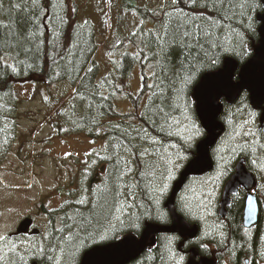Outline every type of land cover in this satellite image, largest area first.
<instances>
[{
	"label": "trees",
	"instance_id": "obj_1",
	"mask_svg": "<svg viewBox=\"0 0 264 264\" xmlns=\"http://www.w3.org/2000/svg\"><path fill=\"white\" fill-rule=\"evenodd\" d=\"M80 1L0 0V25L7 26L0 27V57L5 64L18 63L16 74H6L4 69L0 68V127L13 119L11 116H14L18 106L16 90L19 86L42 83L47 90L62 87L65 100L59 99L55 104L57 108L50 122L54 132L62 136L76 130L93 141L103 140L107 149L106 160L102 161L101 184L94 189V192L90 191L89 202L81 206H69L57 215L50 214L46 237L40 235L31 238L33 242L31 249L41 246L47 250L48 256H59L61 253L58 249H62L61 259L67 255L65 251H68L71 254L65 259L68 258L71 262L75 260L74 264H79L82 254L92 245L114 242L130 233L138 237L148 223L169 224L165 208L167 197L158 203L153 202L143 176L141 177L143 167L141 158L136 156L135 159L136 168L140 172L139 175L136 174L137 179L133 178L132 170V173L123 175L126 164L121 156L131 150L128 139H131L135 130L143 128L142 134L150 137H138L136 141L141 147L148 148L149 146L145 145H149L154 138L159 141L153 144L154 149L161 147L167 150L174 149L175 152L179 151L186 157L181 161L179 169L188 160L190 161L195 156L197 141L205 137L196 118L195 103L191 95L193 89L204 74L219 70L224 59L232 58L239 66H242L252 57L253 49L259 40L257 16L264 13V8H258L252 13L254 29H247L241 27L243 18L239 15L242 10L240 5L244 0H169L168 6L163 9L164 16L159 19L157 15L149 13L146 8L135 9V6L129 2L128 9H132L143 22L150 23L153 27L146 31L147 33L141 30L132 34L130 38L125 36L121 38L118 48L126 46L129 42L131 46H134L135 51L125 52L118 63H114L112 67L108 65L110 73L102 75L101 67L94 59L97 46L93 27L89 22L81 24L77 21ZM232 30L243 37V46L230 48L227 52L214 49L218 52L217 63L203 67L180 92V85L174 83V72L178 71L176 66L183 63L187 55L185 43L192 46L194 56L202 55L200 46L203 45L205 48L208 46L204 32L212 31L217 36H222L224 33H231ZM185 33L189 35L185 36ZM233 39L236 37L233 36ZM135 67L141 72L147 67L152 71V76L149 80L144 76L142 89L136 97H133L123 88L128 87ZM185 67H187L186 64ZM148 81L152 82L151 87H148ZM123 95L131 101L135 110L144 109L139 114L133 113L127 116L129 120L125 121L121 128H114L116 132H113L111 127L101 130L100 122L103 118L107 120L117 118L115 101ZM143 99H146V103L142 106ZM185 102L188 104L187 109L184 108ZM181 111L188 113L191 124L194 125L195 130H198V132L194 131L190 141L183 138L181 133L167 135L160 131L159 125L163 124L165 119L169 122L182 120L185 124L184 117L179 118ZM245 112L253 113L245 93L233 105H227L223 101L219 120L224 126V133L217 145L211 149L212 160H218V155L221 153L216 152L228 144L230 123L232 126L240 118H246ZM253 114H255L254 119L252 118L253 122H256V116L259 113ZM66 123L74 125L70 131L65 126ZM10 127L14 128L12 125ZM173 132L175 133V129ZM262 133L264 128L259 135ZM13 138L14 134L10 136L11 141ZM112 140H119L117 141L120 142L119 148H115ZM173 145L175 147H172ZM230 158L235 162L228 165L225 178H230L236 163L241 159H244L247 170L253 171L250 167L251 158L247 154L239 152L231 155ZM190 180L193 179H189L187 183ZM179 196L175 201V209L188 223L196 224L201 231L196 221L192 223L191 218L184 211L182 213ZM257 200L259 220L254 228L242 227L244 206L242 191L231 198L225 219L221 221L216 215L217 220L222 222L221 227H226L225 229L229 225L232 227L229 237L234 248L230 254L225 251L228 246L223 247L222 243L211 240L205 241V244L200 243L201 232L193 241L186 242L177 235L164 234L158 235L155 245L146 248L143 254L130 264H173L170 259V248L177 258L184 257L183 264L187 263L186 253L191 247H196L201 255L209 257L210 253L201 244L216 247L215 250L212 247L214 264H244L250 259V264H264L258 256L253 257L258 252L260 240L264 239V201L260 197ZM117 209H125V211L118 212ZM124 212L126 215L122 220L123 224H120L116 217ZM100 235H106V238L102 240ZM91 236H95V239L89 238ZM18 239L16 238L15 241ZM75 243L80 247H74ZM26 249L20 250V254L24 255ZM34 262L53 264V261L44 255H36L34 251H29L25 261H14L13 264Z\"/></svg>",
	"mask_w": 264,
	"mask_h": 264
},
{
	"label": "rangeland",
	"instance_id": "obj_2",
	"mask_svg": "<svg viewBox=\"0 0 264 264\" xmlns=\"http://www.w3.org/2000/svg\"><path fill=\"white\" fill-rule=\"evenodd\" d=\"M129 2L135 6V9L146 8L149 13L157 15L159 19L164 16L163 9L168 6L169 0H81L79 2L77 21L81 24L89 22L93 27L97 46L94 59L99 63L102 75H108L110 73L109 66L112 67L114 63H118L125 52L135 51L134 46H131L129 42L126 43V46L118 48L121 38L124 36L130 38L132 34L141 30L147 33L146 31L153 27L150 23L143 22L132 9H128ZM144 76L148 77L149 80L152 71L146 67L141 72L139 68L135 67L132 70L128 87L123 85L124 91L136 97L142 89ZM151 86L152 82L148 81V87ZM16 92L18 106L14 116H11L13 119L8 120L5 126L0 127V132L2 129L0 134V235L9 237L11 233L15 232L20 221L31 218L34 225L41 231V237H46L50 214L57 215L58 212L69 208V206H81L89 202L91 199L90 191L97 189L101 184L99 182V184L90 187V183L94 179L93 174L99 170L108 153L103 140L93 141L76 130L62 136H58L54 132L50 122L57 108L55 104L59 99L65 100L62 95V87L47 90L42 83H31L19 86ZM145 101L146 99L141 101L142 106L146 103ZM115 103L117 118L111 120L103 118L100 122L101 130L111 127L112 131L116 132L114 128H121L124 122L129 120L126 118L127 116L133 113L139 114L144 109L138 108L135 110L131 101L124 95L120 96ZM250 109L252 108L250 107ZM253 113L245 112L246 115L244 116L246 118H240L232 126L230 123L228 144L216 152L221 154L218 155V160H212L213 170L209 174L190 180L185 186L186 188L184 187L180 193L179 206L182 213L184 211L191 218L192 223L196 221L200 227L202 226V231H199L202 232L199 238L200 243L203 237L206 241L213 235L221 236L222 234L220 233L221 229H219L221 222L217 220L216 215L223 187L228 179L225 178V175L216 185V196L211 214L207 216H205L202 208L198 206V201L202 198V182L211 180L216 175L218 167L225 160L228 161L226 167L235 162L230 160V157L233 155L232 149L238 143H243V140L236 133L239 131V126L245 121L249 122L247 127L256 132L257 138L264 143V139L259 135L264 128L263 126L260 129L258 120L261 113L257 112L259 115L256 116V122H253V117H255ZM182 116L181 111L179 118H182ZM187 123L188 121L185 122V124ZM10 125L14 128H11ZM65 126L70 131L74 125L66 123ZM135 131L131 139H128L131 148H127L131 150L126 151L124 154L122 152L121 157H123L122 159L126 164L123 175L132 173V170L133 178L137 179L136 173L138 172L137 175H139L140 172L136 168L135 159L136 156L140 157L143 166L141 177L143 176L144 183L151 193L152 185L159 182L158 178L163 170V160L157 155L159 149H154L155 146L152 143L145 145L146 147L149 146L148 148L137 144L136 140L139 136L150 137L142 134L143 128ZM180 133L183 138L188 135L184 131ZM13 134L14 138L11 141L10 136ZM117 141L113 142L115 148H119L118 143L120 142ZM168 151L175 152L174 149ZM242 153L247 154L251 161L257 157H261L264 161V149H260L258 145L255 151L249 148L248 151ZM251 161L250 167L253 171L248 170V172L254 175L258 183L257 188L252 193L257 199L260 197L264 201V172L259 171ZM185 165L180 169L178 168L179 170H176L174 178L168 181V190L159 197V202L164 200L166 196L168 197L172 184ZM123 182L126 183V181ZM185 205H190V208ZM125 209L122 210L125 211ZM125 215L124 212V214L121 213L117 216L120 220H123ZM213 227L218 228L213 229ZM15 239L12 238L11 242L17 244L18 251L33 247L31 238L21 237L18 241H15ZM262 241L263 239L260 240L258 252L253 257L258 256L259 259L264 261V243L262 244ZM201 245L211 254L209 258H214V250H212L211 245ZM74 247L78 248L80 245L75 243ZM58 252L61 253V255L56 256L58 257V264H74L75 260L71 262L70 259H65L66 256L71 254L70 252L65 251L67 255L63 256L62 259V249H58ZM51 261H53V264H57L56 260Z\"/></svg>",
	"mask_w": 264,
	"mask_h": 264
},
{
	"label": "water",
	"instance_id": "obj_3",
	"mask_svg": "<svg viewBox=\"0 0 264 264\" xmlns=\"http://www.w3.org/2000/svg\"><path fill=\"white\" fill-rule=\"evenodd\" d=\"M257 21L260 24L259 40L253 49L252 57L241 67L232 58L224 59L222 67L216 72L204 74L192 91L196 118L205 137L196 144L195 156L185 165L171 187L165 202L170 224L148 223L138 237L128 234L116 242L92 247L83 253L79 264H130L138 259L146 248L155 245L158 235H178L183 240H194L197 237L199 227L189 224L179 215L174 204L178 193L190 177L202 176L213 170L210 151L224 133V126L219 121L223 110L222 101L227 105H233L243 93H246L252 110L261 113L260 129L264 126V13L257 16ZM235 74H237L236 80ZM216 92L223 93L219 101L215 99ZM256 186L254 175L247 171L244 159L240 160L233 175L223 187L219 203L220 217L225 218L230 197L236 195L239 189H243L245 192L242 212L243 227L245 229L254 228L259 220L257 198L252 193ZM249 198L253 201L251 212L249 211ZM31 225V219H24L18 225L14 236L38 235L39 232L36 229L29 233ZM188 254L187 264H214V261L207 257L197 260L198 250L196 248H191Z\"/></svg>",
	"mask_w": 264,
	"mask_h": 264
},
{
	"label": "snow or ice",
	"instance_id": "obj_4",
	"mask_svg": "<svg viewBox=\"0 0 264 264\" xmlns=\"http://www.w3.org/2000/svg\"><path fill=\"white\" fill-rule=\"evenodd\" d=\"M34 2V0H32ZM19 6V5H17ZM242 9L239 12V15L243 18L241 27H246L247 29H254V13L258 8H264V0H244L240 5ZM0 27H7L6 25H0ZM188 33H185V36H188ZM204 36L207 39L208 46L205 48L201 45L202 55L194 56V49L190 44L185 43V48L188 50L187 55L184 57V62L178 64L176 67L178 71L174 72V83L179 84V91L182 92L183 88L186 87L200 72V70L207 65H215L217 63L218 52L214 49H221L227 52L230 48L235 49L237 46H243V37L239 36V33H235L232 30L231 33H224L222 36H217L215 32L206 31ZM233 36L236 39H233ZM185 64L187 67H185ZM0 68L4 69L5 73L16 74L18 70V63L5 64L3 58L0 57ZM223 95L221 92L215 93V99L219 101L220 96ZM184 108H188L187 102L184 104ZM163 109H161L162 111ZM184 121H189V123L184 124L183 121L176 120L174 122H169L167 119L164 120V123L159 125L160 131L166 133L167 135H179L181 131L187 132L188 135L185 137L186 140L190 141L192 135L198 130H195L194 125L190 122V117L187 112L183 113ZM155 124V120L152 121ZM249 122L245 121L239 126V131L236 133L237 136L243 140V143H238L235 148L232 149V154L235 155L237 152H246L249 148L254 151L257 148V145L260 149H264V143L261 142V139L257 138V133L252 129L247 127ZM183 124V127L181 125ZM175 129V133L173 132ZM261 138L264 139V133L261 134ZM152 144H157L159 141L156 139H151ZM172 147H175L174 145ZM157 155L160 159L163 160V170L159 175V182L154 183L151 189V195L154 203L159 202V197L162 196L168 189V181L172 180L175 176L176 170L180 167L181 161L186 159V157L179 151L174 153L169 152L166 148L161 147ZM223 159V157H222ZM253 165L257 166L259 171L264 172V161L261 157H257L252 161ZM228 161L225 160L223 164L218 167L216 175L211 178L209 181L202 182L203 188L201 190V199L198 201V206L202 208L205 216L211 214L213 201L216 196V185L220 182L221 178L227 173ZM156 178L154 177V180ZM249 211L251 212V205L253 203L252 199L249 198ZM190 208V205H186ZM116 211L122 212V209H117ZM120 224H123V221L119 219V216L116 217ZM95 239V236L89 237ZM105 235H100V239H105ZM29 251H34L36 255H44L47 259L56 260L58 264V257L48 256L47 250L41 246H37L35 249H26L25 254L21 255L18 251V246L16 243L11 242L10 237L0 235V264H13L14 261L23 262L25 257L29 254ZM171 255L170 259L173 261V264H183L184 257L180 256L177 258L176 254L169 249Z\"/></svg>",
	"mask_w": 264,
	"mask_h": 264
},
{
	"label": "bare ground",
	"instance_id": "obj_5",
	"mask_svg": "<svg viewBox=\"0 0 264 264\" xmlns=\"http://www.w3.org/2000/svg\"><path fill=\"white\" fill-rule=\"evenodd\" d=\"M169 19V18H168ZM234 60V59H233ZM239 67H241V66H239ZM192 95V94H191ZM76 115V114H75ZM75 119V118H74ZM82 119V118H81ZM75 126H76V123H75ZM86 129V128H85ZM134 150V149H133ZM142 150V149H141ZM134 157V156H133ZM188 162V161H187ZM101 164H103V163H101ZM157 171V170H156ZM155 172V171H154ZM153 172V173H154ZM157 173V172H156ZM137 174V173H136ZM153 175V174H152ZM155 175V174H154ZM111 177V176H110ZM114 180V179H113ZM138 180H140V179H138ZM116 181V180H115ZM114 181V182H115ZM257 181V180H256ZM100 183H101V181H100ZM200 183V182H199ZM117 184V183H116ZM139 184V183H138ZM258 184V183H257ZM173 185V184H172ZM201 186V185H200ZM257 188V187H256ZM89 190V189H88ZM129 190V189H128ZM168 190V189H167ZM255 190V189H254ZM93 192H94V190H93ZM253 192V191H252ZM84 193V192H83ZM96 193V192H95ZM93 195H94V193H93ZM97 195V194H96ZM167 197V196H166ZM95 199V198H94ZM218 207H219V205H218ZM153 210V209H152ZM243 211V210H242ZM217 217H218V219H221V221H222V219L223 218H221L220 217V215H219V208H218V213H217ZM63 218V217H62ZM209 221V220H208ZM224 221V220H223ZM69 222V221H68ZM214 222H215V220H214ZM227 222V221H226ZM222 223V222H221ZM241 223H242V227H243V218H242V221H241ZM60 224V223H59ZM71 224H72V222H71ZM200 224H201V222H200ZM206 224V223H205ZM217 224V223H216ZM207 225V224H206ZM123 228V227H122ZM218 227H213V229H217ZM226 227H219V229H221V232L220 233H222L221 234V236L220 235H217V236H212V237H210V235H209V241L211 240V241H216V242H218V243H222L223 244V247L225 246H228V248H227V250H225L228 254H230L231 253V250H232V248H234V244L232 243V240L230 239V235H229V232L231 233V229H232V227L229 225V227L227 228V230H228V234L226 233L227 231H226V229H225ZM229 228H231L230 230H229ZM238 228V227H237ZM244 228V227H243ZM73 229V228H72ZM201 229H202V226H201ZM235 229V228H234ZM50 231H51V229H50ZM202 231V230H201ZM204 231V230H203ZM219 231V230H218ZM202 233V232H201ZM207 233V232H206ZM205 234V233H204ZM209 234H210V232H209ZM70 235V234H69ZM238 235V234H237ZM207 237V236H206ZM214 239V240H213ZM202 241H201V243H203L204 242V244L206 243L205 242V239H204V237L201 239ZM51 241V240H50ZM102 241V240H101ZM207 241V240H206ZM98 243V242H97ZM209 243V242H208ZM211 243V242H210ZM264 243V239H263V241H262V244ZM44 244V243H43ZM212 244V243H211ZM214 244V243H213ZM212 244V245H213ZM215 245V244H214ZM93 246V245H92ZM91 246V247H92ZM213 247V246H212ZM211 247V248H212ZM214 248V247H213ZM213 248H212V250H213ZM216 248V247H215ZM215 248H214V250H215ZM220 248V247H219ZM218 248V249H219ZM223 249V248H222ZM210 250V249H209ZM212 250H211V252H212ZM221 250V249H220ZM219 250V251H220ZM216 251H217V249H216ZM223 252V251H222ZM211 255V254H210ZM50 256V255H49ZM223 256V255H222ZM229 256V255H228ZM212 257V256H211ZM252 257V256H251ZM244 258H246V257H244ZM230 260V259H229ZM251 260V259H250ZM250 262V261H249ZM248 261H246L244 264H248L249 263ZM226 263H228V262H226ZM260 264V263H259Z\"/></svg>",
	"mask_w": 264,
	"mask_h": 264
},
{
	"label": "flooded vegetation",
	"instance_id": "obj_6",
	"mask_svg": "<svg viewBox=\"0 0 264 264\" xmlns=\"http://www.w3.org/2000/svg\"><path fill=\"white\" fill-rule=\"evenodd\" d=\"M102 176H103V164H102V166L99 168V170L98 171H96L94 174H93V180L91 181V183H90V187H92L93 185H96V184H99V182H100V180H101V178H102ZM168 217H169V215H168ZM169 224H170V219H169ZM168 224V225H169ZM35 228H37V229H39L38 227H36V226H32L31 227V230H33V229H35ZM226 233L228 234V230L226 229ZM229 234H230V232H229ZM27 238H31L29 235H27L26 236ZM186 241H191V240H184V242H186ZM202 257H206L205 255H201L200 254V252L198 251V257H197V260L198 259H200V258H202Z\"/></svg>",
	"mask_w": 264,
	"mask_h": 264
}]
</instances>
